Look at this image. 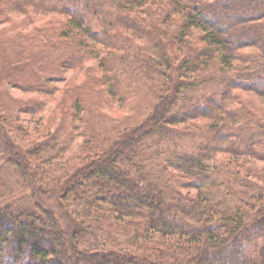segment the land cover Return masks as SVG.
I'll use <instances>...</instances> for the list:
<instances>
[{"label":"trees","instance_id":"trees-1","mask_svg":"<svg viewBox=\"0 0 264 264\" xmlns=\"http://www.w3.org/2000/svg\"><path fill=\"white\" fill-rule=\"evenodd\" d=\"M0 1V7L22 15L41 10L67 17L61 29L70 41L50 38L55 52L30 56L31 83L52 80L71 54L73 60L79 55L69 43L81 39L99 56L103 51L92 48L89 40L110 48L113 59L126 61L132 48L119 34L120 26L146 33L147 48L158 54L155 60L144 58L149 71H129L119 63L117 69L106 65L105 74L95 78L113 96L109 71L114 78L118 70L130 79L148 78L120 85L135 95L147 93L143 99L153 104L154 110L135 126L113 136L94 133L84 138L67 165H45V142L11 154L8 161L20 180L34 182L37 193L56 203L51 209L45 203L22 209L1 203L0 195V264H264V186L236 177L218 180L214 173L230 162L219 166L205 159L220 144L187 140L189 119L214 118L238 125L234 132L215 131L216 139L231 143L225 151L264 159L262 129L249 131L243 125L247 115L236 114L223 102L238 99L237 90L264 96V0ZM210 69L222 70L225 92L221 101L218 90L201 105L189 93H201L196 74ZM72 106L79 111L83 104L76 100ZM9 122L5 119L3 127L10 132H26L23 125ZM256 170L264 179V166ZM237 184L242 189L231 190L236 200L218 189ZM56 207L68 216L70 233Z\"/></svg>","mask_w":264,"mask_h":264},{"label":"rangeland","instance_id":"rangeland-1","mask_svg":"<svg viewBox=\"0 0 264 264\" xmlns=\"http://www.w3.org/2000/svg\"><path fill=\"white\" fill-rule=\"evenodd\" d=\"M66 19L67 17L61 14L41 10L33 14L22 15L16 9L0 7V195L3 204L11 203L14 207L35 209L38 203H45L47 204L44 205L45 208L51 209L56 203L54 198L47 197V194L37 193L38 190L34 187V182L29 184L20 180L19 173L15 172V168L8 161L13 152L25 153L41 145L39 143L45 142L46 144H43L47 145L45 165L55 166L58 163L67 165L73 158V151L79 145L78 142L83 141L84 138L95 135L94 133L113 136L120 130L125 131L135 126L143 118H146L150 111L154 110L153 104L147 102V99H143L147 98V93L141 92V94L135 95L128 91V87L120 86L123 85L122 81L135 85L138 82L148 81V78L137 76L133 78L134 76L131 75L130 79L121 70L116 71L118 76L114 78L113 72L109 71L112 85L116 88L114 96L111 95L109 89H106L105 84L95 80L98 76L105 74L106 65L117 69L120 63L125 68H129V71H140L139 67L147 70L150 66L144 61V58L151 56L155 60L157 57V50L147 48L149 43L146 33L143 34L139 30L127 29L123 26H120L119 34H122L123 39L129 42L127 44L129 50L132 48L128 52L131 55L125 57L126 61L121 63V60L113 59L110 48L89 40L92 48L94 47L98 52L103 51L101 56L91 52L84 44V40L79 37L77 39L81 40L69 43L72 53L79 55H76L73 60L74 55L71 54L69 62L64 65L61 72L56 74L52 80H43L44 82L40 85L30 82L27 61H31V55L40 58L42 53L56 51L51 47L50 38H55L56 41L66 38L65 32L62 33L61 29L65 27ZM51 29L52 32L49 31ZM145 30L148 31L150 28L145 27ZM38 34L39 36H37ZM24 40L30 42L29 46ZM69 41L70 38L67 37L66 43ZM193 45L197 46L198 42ZM132 52L135 55L139 54L138 60L132 56ZM116 53L119 52L116 51ZM24 66L27 67L26 73H24ZM218 67L215 66L212 69ZM196 75V81L201 82L202 91L199 94L189 93L190 96H193L191 98L201 105H207L209 97L220 90L221 101L222 94L225 92L224 86L221 84L223 82L222 70L213 71L210 69ZM186 76L189 78L188 72ZM94 81L97 83L94 84ZM149 83L154 86L151 80ZM142 88L144 89V87ZM237 91L235 95L238 96V99L224 100L223 102H227V108L233 109L236 114L247 115L248 121L243 122V125L249 131H258L261 128L264 132V96L242 90ZM76 100H80L83 104L79 111L78 108L72 106ZM236 100L240 102H236ZM75 109L76 112L78 111L77 114H75ZM5 119H9L10 124L16 122L23 125L26 136L24 133L14 134L10 132L9 127H3ZM189 123L193 124L188 129L189 144H201L210 140H216L212 142L220 144V149L212 150L206 155L205 160L208 163L220 166L222 163L230 162L229 165L224 164L225 167L222 169L224 171L220 172V175L214 173V177L216 176L223 182L235 180L232 177H236L240 181L245 180L250 184L264 186L263 173L256 170L264 166L263 158L249 157L237 150L236 152L233 150L227 152L225 151L226 144L227 146L231 144L229 140L216 139L215 131L217 129H221L222 133H227L228 130L233 131L232 129H235L237 124L228 125L221 121L217 122L214 118L209 119L200 115L189 119ZM212 123H217L216 126H213L215 129L211 127ZM205 136L210 139H206ZM218 138L220 139V137ZM180 144H185V142L182 141ZM229 147L231 148L232 145ZM236 147L242 151L245 149L237 145ZM24 161L29 166V159L24 158ZM31 167L34 166L31 165ZM37 185L41 188L44 187L40 181L37 182ZM240 187L237 184V187L230 185L227 188L226 185H221L220 188H217L223 192L226 191L227 198L236 200L237 196H234L235 192L231 190L237 188L236 190L240 191L242 189ZM40 195L43 196V200ZM55 209L58 210L68 232L71 231L68 216L58 207ZM71 236L69 243L72 242Z\"/></svg>","mask_w":264,"mask_h":264}]
</instances>
